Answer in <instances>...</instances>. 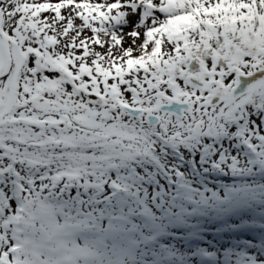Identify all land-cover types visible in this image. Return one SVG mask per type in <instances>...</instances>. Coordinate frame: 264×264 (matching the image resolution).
<instances>
[{"label":"snow or ice","instance_id":"1","mask_svg":"<svg viewBox=\"0 0 264 264\" xmlns=\"http://www.w3.org/2000/svg\"><path fill=\"white\" fill-rule=\"evenodd\" d=\"M0 264H264V0H0Z\"/></svg>","mask_w":264,"mask_h":264}]
</instances>
